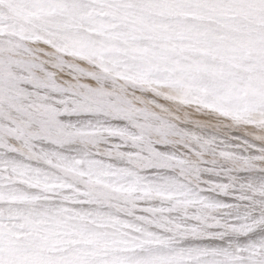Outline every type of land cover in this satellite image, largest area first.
Returning <instances> with one entry per match:
<instances>
[{
    "label": "snow or ice",
    "instance_id": "obj_1",
    "mask_svg": "<svg viewBox=\"0 0 264 264\" xmlns=\"http://www.w3.org/2000/svg\"><path fill=\"white\" fill-rule=\"evenodd\" d=\"M0 264H264V0H0Z\"/></svg>",
    "mask_w": 264,
    "mask_h": 264
}]
</instances>
